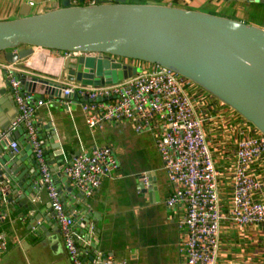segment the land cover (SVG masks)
I'll return each mask as SVG.
<instances>
[{"label":"crops","instance_id":"0c3cea01","mask_svg":"<svg viewBox=\"0 0 264 264\" xmlns=\"http://www.w3.org/2000/svg\"><path fill=\"white\" fill-rule=\"evenodd\" d=\"M63 1L0 0V20L19 17L25 6L30 8L31 14H35L52 9L54 4L61 7ZM91 1L83 0V4ZM127 1L167 4L197 10L206 3V0ZM71 4L77 5L79 2L71 0ZM237 12V18L242 20L245 16L242 7L237 6ZM63 56L62 52L34 47L33 53L23 62L14 64V68L18 75L25 74L27 78L36 76L54 80L64 73L61 69ZM133 63L139 65L138 61ZM3 64L8 63L0 53V91L6 87ZM18 64L22 65L19 67ZM63 83L66 87L71 85V82L66 80H63ZM187 89L196 98L198 106L200 102L206 104L199 106L201 114L213 112L220 115L219 119L213 118L205 122V129L212 142L211 149L217 167L222 173L220 195L223 199L222 210L226 212L228 164L231 162L226 148L227 144L236 138L235 126L241 117L198 86ZM61 99L63 98H49L45 95L43 100L36 104L42 139L47 138L45 127L48 128L49 124L52 136L59 144L58 148L47 151L54 174H57L56 166L61 172L62 166L73 154L92 152L93 149L103 146H109L113 150L119 164L116 172L102 178L91 197H78L77 191L74 195L69 191L63 192L68 209L76 219L82 218L85 227L88 224L95 226V249L101 251L105 257L124 261L126 264H184V228L178 227V220L183 217L185 208L181 203L171 207L166 204L174 185L168 180L163 169L154 134L137 133L129 122H104L98 128H90L86 124L80 105L72 102L66 107ZM15 115L16 109L9 91L5 95L0 94V124H10ZM249 125L242 117V131L248 129ZM2 132L0 130V134ZM10 135L8 133L3 138L4 146L0 144L2 154L8 153L11 148L5 141ZM60 151L61 154L53 155V152ZM17 153L23 159L32 155L26 143L20 146ZM255 171L264 176L262 166L257 167ZM137 174H147L152 179L149 190L146 186L136 183ZM55 177L63 190L65 183L57 178V175ZM22 196L18 197L12 193L1 196L0 210L5 214V219L1 223L4 238L0 241V261L5 256L15 254L20 258L21 264H30L31 252L38 248V241L42 247L49 250V254L57 262L61 258L69 261L58 228L51 218L46 189L40 185L35 191L32 189L29 195ZM42 226H45V230L38 234ZM53 236H56V240ZM52 244L54 248L51 247ZM216 264H264V226L239 227L229 220H224L219 233V255Z\"/></svg>","mask_w":264,"mask_h":264},{"label":"built area","instance_id":"2783aa9c","mask_svg":"<svg viewBox=\"0 0 264 264\" xmlns=\"http://www.w3.org/2000/svg\"><path fill=\"white\" fill-rule=\"evenodd\" d=\"M80 54L71 52L73 56ZM136 66L140 71L137 69L134 75L112 84L89 86L71 82L63 89V95L69 97L61 102L66 107L72 102L79 104L90 128H98L104 122H129L137 133L154 134L163 169L174 185L166 204L171 207L181 203L185 208L178 220V227L184 228V264H216L224 220L239 227L264 226V176L255 171L259 166L264 168V134L250 122L248 129L242 131V117L237 113L241 119L235 126L236 138L226 148L231 162L224 212L220 195L222 173L205 129V122L219 119L220 115L200 113L199 106L206 104L200 102L198 106L187 89L190 81L179 73L157 63L139 62ZM2 69L16 115L0 134V144L6 134L20 130L23 144L32 152L40 185L47 191L51 218L71 264H126L95 249V226L85 227L82 218L76 219L63 195L67 187H72L82 197H91L102 178L119 167L113 150L103 146L92 152L73 154L62 166L59 178H64L66 185L62 190L41 137L36 104L42 100L37 101L34 93L23 86L14 64H3ZM19 143L14 138L11 149L17 151ZM4 219L5 214L0 210V241L4 238L1 231Z\"/></svg>","mask_w":264,"mask_h":264},{"label":"water","instance_id":"95a60500","mask_svg":"<svg viewBox=\"0 0 264 264\" xmlns=\"http://www.w3.org/2000/svg\"><path fill=\"white\" fill-rule=\"evenodd\" d=\"M227 1L264 4V0ZM78 2L72 5L71 0H64L61 7L54 4L52 9L35 14L25 6L19 17L0 20V53L8 64L23 62L34 47L64 53V73L58 78L20 75L23 86L36 99L43 100L45 95L69 97L63 95V80L89 86L112 84L137 72L138 67L132 65L134 60L157 63L179 73L264 134V27L167 4L127 0ZM73 51L82 54L73 56ZM7 91L10 89L6 82L0 94ZM8 125L0 124V130L5 131ZM47 126L46 152L59 147L50 125ZM19 133L17 129L5 140L10 144L18 138L17 150L23 144ZM55 170L61 177L58 166ZM61 180L65 182L64 178ZM151 182L147 174H137L138 185L149 190ZM40 184L33 155L23 159L11 148L5 154L0 149V199L9 193L29 195ZM67 190L75 194L72 187ZM44 230L42 226L38 234Z\"/></svg>","mask_w":264,"mask_h":264},{"label":"rangeland","instance_id":"374dc122","mask_svg":"<svg viewBox=\"0 0 264 264\" xmlns=\"http://www.w3.org/2000/svg\"><path fill=\"white\" fill-rule=\"evenodd\" d=\"M212 1L213 2H211V0H206V3L203 6L201 7L198 6L197 8L199 9L200 7V11H205L216 15L238 19L237 6H239L242 7V9L244 10V14L246 16L250 14L257 20L264 19V6L256 5L255 3H250V2H239L237 4L235 2H229L227 0H212ZM244 18L245 16L242 19ZM138 71H140V68L138 69ZM188 85L189 87L196 86L192 82L191 83L188 82L187 88H189ZM36 244H38V248L31 252L30 260H29L30 264H67V263L71 264L70 260L68 259L69 261H66L65 258H61L59 259V262H57V260H55L54 257L49 254V250L45 247H42V245L39 244V241ZM0 264H21V260L15 254H11L10 256L3 257L2 261H0Z\"/></svg>","mask_w":264,"mask_h":264},{"label":"trees","instance_id":"16d2710c","mask_svg":"<svg viewBox=\"0 0 264 264\" xmlns=\"http://www.w3.org/2000/svg\"><path fill=\"white\" fill-rule=\"evenodd\" d=\"M256 5H260V6H264V4H261V3H255ZM244 22H248V23H253V24H256V25H259L261 27H264V19H261V20H257L255 19L253 16H251L250 14L249 15H245V18L242 19Z\"/></svg>","mask_w":264,"mask_h":264}]
</instances>
